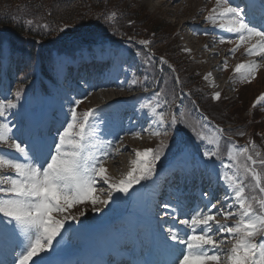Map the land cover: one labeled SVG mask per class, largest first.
<instances>
[{
    "label": "snow or ice",
    "instance_id": "1",
    "mask_svg": "<svg viewBox=\"0 0 264 264\" xmlns=\"http://www.w3.org/2000/svg\"><path fill=\"white\" fill-rule=\"evenodd\" d=\"M253 10V5H249L245 11L239 6H233L230 0H216L215 6L205 17L214 26L236 34L235 41H225L223 36L219 40L221 44H235L229 50L231 56L234 57L237 50L247 45L244 47V54L259 58L237 63L233 69V82L238 78L241 83H251L256 79L258 71L264 68V30L252 25ZM101 15L106 21H110L117 13L112 11ZM26 22L31 25L33 20ZM131 23L133 22L129 21ZM42 27L47 29L48 25L44 24ZM66 28L67 25L57 31L63 33ZM73 43L75 51L81 56L85 52L94 59L97 56L103 58L106 55H123L122 52H114L109 48L103 37L95 35L82 34L74 38ZM138 43L148 48L152 41L144 39ZM3 51L4 42L0 40V55ZM185 51L190 52V49ZM135 55L141 57L146 65L153 64V54L150 52L137 51ZM64 62L65 59L59 56L50 61L49 71L54 77L63 71ZM159 63L168 65L175 71L163 56L159 58ZM227 69L226 58L221 70ZM210 77L211 73H208L204 79L209 80ZM175 82L180 83L179 77L175 78ZM138 83L133 78L129 87ZM142 90L149 91L147 87ZM163 92V88L155 91L151 99L139 105L141 110H147L152 117L150 127L143 131L161 138L160 142L156 148L135 150V159L131 161L134 166L119 180L108 175L105 163L121 149L111 140L104 141L100 138L99 126L94 123L97 119L95 108L78 112L77 108L83 101H74L65 126L58 132L54 143L49 144L46 131L39 123L26 130L17 129L26 139L14 134L17 126L11 124L8 117L18 107L22 87L17 88L15 100L0 99V145L14 153H5L0 149V238H23L15 264H47L42 254L53 248V242L61 235L66 222L77 220L85 214L83 211L72 214L73 208L90 203L93 211L99 212L96 205L107 206L113 193L127 194L134 184L149 180L156 174L157 164L170 148L167 142L169 137L173 133L178 135V126L185 124V113L179 109L177 112L158 111L162 104L169 103L161 100ZM220 98V92L212 94V99L219 101ZM257 106L264 110V92L253 102L252 107ZM202 119L207 121L208 117ZM198 127L207 125L197 122L191 126V131L199 141L212 146L205 149L202 156L207 160L219 157L220 140L225 136V130L217 125L211 133L206 134L198 131ZM239 135L243 136L244 133L240 132ZM135 136L142 138V133H135ZM188 147L187 144L184 147L178 146L175 157L185 156ZM227 159L230 163H222L225 171L222 172L221 179L231 196L226 195L215 203L206 205L207 210L193 209L190 214H186V218L179 219L178 223L189 230L186 236L182 237L177 228H167L166 239L184 245V249L171 264H224L222 257L227 258V264H264V156L256 151L255 142L250 139L245 146L229 149ZM9 170L10 174H5ZM100 182L107 185V189H98L97 184ZM104 192L107 193V198H101L98 194ZM202 195L207 198L209 194ZM229 199L232 202L225 204ZM161 207L164 209V216H168L170 211L179 212L177 207L167 202ZM218 216L221 219H217ZM172 218L176 220L177 215ZM229 220L234 222L229 224ZM223 234L227 235L217 238ZM225 243H231L227 251L222 247Z\"/></svg>",
    "mask_w": 264,
    "mask_h": 264
},
{
    "label": "rangeland",
    "instance_id": "2",
    "mask_svg": "<svg viewBox=\"0 0 264 264\" xmlns=\"http://www.w3.org/2000/svg\"><path fill=\"white\" fill-rule=\"evenodd\" d=\"M136 1H137V4L143 9V11H145V13H147L149 15L148 19H150V20L154 19L156 23H158L160 21L163 22L164 21L163 19H165L166 24H164L163 26L169 33L174 29L176 31L180 29V33H182L181 25L184 24L185 21H187L190 17L196 18V20L201 21L202 24L204 25V21L201 19L203 17H206L208 15L209 11L215 6V4H213V0H136ZM214 27L215 26H213V28ZM213 28H211L210 31H212ZM185 30H187V29H185ZM56 38H63V37H56ZM52 39H55V38H51V40ZM4 40L5 39L2 38V41H4ZM51 40H49L48 43H50ZM169 40H170L169 42L167 41L169 44L174 45V47L176 49H179V53L177 55L178 60L176 61V63L177 64L180 63L179 68L181 70V73L185 70L184 72H187V75L188 74L197 75V72H199L200 66H206L207 72H211V70L213 68L212 67L210 68V64H212L213 61H216L215 54H213V55L212 54L209 55V53L205 54L204 51L197 52L198 56H196V57H198L199 59L196 60L195 62H191L189 60L187 52L181 51L182 45H180V42H178V40L175 38L169 39ZM227 40L235 41L236 39L232 35L229 34L228 37H225V41H227ZM69 45L74 47V44H69ZM222 45H224L225 47L223 48L224 51L222 50L223 53H221L220 55H223L224 52L229 53V50L235 47L234 43L230 44V43L226 42ZM196 46L199 47V44H196ZM244 47H246V46H244ZM244 47H241L239 50H242L244 52ZM118 49L123 53V55L121 57L120 56L113 57L112 66L114 67L115 72H116V75H115L116 81L114 83L117 85V87L118 86L119 87L117 89H114V91H112V92L108 86H104V88L102 87L100 90H99V88H97V90L91 89L92 92L90 94L84 93V92L82 93V91L79 92L77 89L78 87L76 85H74V80H76L75 78H78L79 87L84 88L86 86L87 81H80V80H82V78L84 80L87 79L88 75H87L86 71L80 72V75H76V73L73 71L72 76L69 79V82L64 83L63 81L66 78V72L64 70V65H66V63L68 61H70L69 59L71 57H65L64 55H62V56L53 55L49 59H47V58L43 57V56H49L46 49L40 50V51L38 50V53H40V54L37 57L33 58L31 60V62L26 63V59L24 61H22L21 57L18 58L20 60L17 62V68H19L20 71H22V72L20 73V75L18 77L19 79H16V80L14 79V77L12 75V71H11L10 67H9V71H6L5 69H3L4 64L1 63L0 64V99H13V100H15V93L17 91V88L22 87V93H21V98L19 100L18 107H17V109L12 110L13 114L8 117V121L11 124L16 125L17 126L16 129L20 128L21 130H26L29 126H31L33 124H37V123L40 124L39 121L35 122L33 118H30L27 115H29V110H33V112H35V115H42L41 113H38L39 111H42V110H43V112H44V110L52 111V109L54 108L55 102L51 103L49 101L48 96H46V92L53 90V89H56V90L63 92V87H66V88L71 87L74 91L73 92L74 98H73V100L70 99V102L73 103L70 105V107H72L74 105V101H76V100L83 101V103H81L77 108L78 112H83V111H85V108L89 109V108H93L95 105H97L98 101L96 100V98H98V100H99L100 95H101V94L96 95L97 92L101 91V93L103 94L101 99L103 97L106 98V96H108L109 94H110V96H113V94H114V96H117L119 94H121L122 96H126L127 94L125 93V91L129 87V82L133 78H135L134 76L137 74L136 68H135L137 63H139V67H140V72H139L140 75H138V77L140 76V78L138 79L139 85L147 86V87L148 86H155L156 81L160 80L161 86H159V89H161V88L164 89V92L162 95L163 98L165 97L164 95L169 94V90L172 88L181 90V87H180L181 77H179V75L181 73L177 74V72H174L173 74H170L167 70L170 68L168 67V65H166L167 69H165L164 72L161 74L158 71V68L155 69V60H153V64L151 66H149L143 62L141 57H138L137 62H136V60L134 59L135 57L129 56V54H128L129 51L126 50L125 47L118 48ZM214 49L219 50L217 47H214ZM168 50H169V48H168ZM115 51H117V50H115ZM138 51H140V50H138ZM166 53H168L169 57L171 56L173 59H174V57H176V56H174L176 54V52L174 54V53H171V51H166ZM57 56L64 58L65 62L63 65V71L58 76L54 77L52 75V73L49 71V67H50V61L53 58H56ZM239 56H241V53L236 52L234 58H237ZM77 57L78 58L81 57V54L78 52L74 56H72V58H74V59ZM173 59H171V60L174 61ZM37 62H38V66L36 65ZM218 66H221L220 62L218 63ZM24 67H25V70H24ZM229 69H230V67L228 66V69L226 71L230 72ZM118 72L121 74L120 77H118V75H117ZM260 74L263 76V80H264V70L263 71L259 70L257 75H260ZM45 75H48V76H45ZM34 76H37V79L35 77V80H34L33 79ZM43 76H45V78H43ZM145 77H147V79H145ZM176 77H179V80H180L179 84H177L175 82ZM263 80H258L254 84H250L248 87L243 88L240 92L239 98L237 97V99H235L236 88H234V89L228 88V92L232 96H234L233 97L234 99L232 102V103H234L233 106L231 107V105L226 104L224 102L220 105H217V107L213 106V109H214L213 111L218 115H223V116H227V117H229L230 114H234L235 118L237 120H240L242 117H244L243 115L247 114L245 109L248 108L246 106L248 105L252 96L254 94H256L258 92V90L263 87ZM239 82L240 81L237 78L235 80V86L238 85ZM239 84H241V82ZM192 86L195 87L196 85L194 86L192 84ZM94 88H95V86H94ZM123 90H124V92H122ZM154 92L155 91L150 92V93L143 92L145 94L138 95L137 97H135V100L132 101V106L139 108V105L141 103L147 102L149 99L152 98V95ZM64 95H67V94L64 92ZM181 96H183V94H181ZM162 97H161V100H162ZM110 98H113V97H110ZM240 98L242 100H240ZM52 99H53V97H52ZM114 106H116V105L115 104L111 105V107H114ZM66 107H67V104H65V106L63 108H66ZM198 107L202 108V105L197 104L196 100H195L194 104L191 103V108L193 109V111L196 110ZM168 108H169L168 104H162V111L168 112ZM258 109L261 110L260 107H258ZM179 111H183L185 113V115L190 113V111L187 110V108H185V106H184V108L181 106ZM113 112H114V114H112V115H133L132 111L130 109H126V108L123 109V112H119L118 110H113ZM261 112L264 113V110H261ZM106 114H107V111L105 109L96 110V115H98V116L106 115ZM257 115H259V114H257ZM230 120H234V119L231 118ZM94 123H95V121H94ZM110 125H111V123H110ZM45 131H46V134H47V132L51 133V130L48 128L45 129ZM16 133L17 134L19 133L20 135L18 137H20L22 139L23 135H21V132L20 131H14L15 135H16ZM237 136L239 138L244 139L243 137H241L238 134H237ZM56 139H57V137L53 140H50V138L47 137V141L49 144L54 143V141ZM130 145L131 146L133 145V146H132L131 150L127 151V152H130L131 154H133V148L135 147V145L134 144H130ZM0 149H2L3 152H5V153L12 154V152L9 151L10 149H7L6 146L0 145ZM136 149L137 148L135 147V150ZM205 149H209V147L205 146L204 143H201V148H199V151H201L200 153L202 154ZM126 153H124V155ZM133 158L135 159L134 154H133ZM117 159H118V162L115 164L114 163L111 164V162H107V164L105 163V167L108 171V175L113 168H114V170H116L117 174H118L117 171L124 172L125 167L128 164L127 159L123 158V159L119 160L120 157ZM124 176L125 175L123 174L121 177H124ZM96 207L100 209L99 212L93 211L92 207H90V209L83 207V208H81V211H83L85 213L84 215L89 214L95 218H99V216L101 215L100 213L103 212L102 211L103 205L97 204ZM101 217H102V215L100 216V218ZM3 240H5L6 243H8V241H9V239L7 237L0 238V244L3 242ZM12 240H17V238L12 239ZM56 240L60 241L61 238H56ZM227 245H229V244L227 243Z\"/></svg>",
    "mask_w": 264,
    "mask_h": 264
},
{
    "label": "trees",
    "instance_id": "3",
    "mask_svg": "<svg viewBox=\"0 0 264 264\" xmlns=\"http://www.w3.org/2000/svg\"><path fill=\"white\" fill-rule=\"evenodd\" d=\"M112 11L117 15L110 21H106L101 15ZM148 18L149 15L140 6L126 3V0H0V27L10 29L4 32L6 37H12L14 42L18 37L27 36L43 43L56 37H64L66 40L72 38L74 41V38L82 34H90L121 41L132 48L140 45L138 41L147 39L152 41L149 47L165 54L169 60L173 59L164 52L171 51L175 54L176 49L172 45L162 46L167 39L164 22L156 23L154 19ZM29 19L33 20L31 25L26 22ZM129 21L133 23L129 24ZM44 24L48 25L47 29L42 27ZM65 25V32L57 31ZM4 32L0 30V37H4ZM129 37L132 39L129 40ZM66 40L53 43L62 47L65 46ZM50 44L52 43H48ZM174 56V61L171 60L173 66L181 73L180 63H176L177 52ZM182 73L180 77L183 86L190 88L193 78L184 71Z\"/></svg>",
    "mask_w": 264,
    "mask_h": 264
},
{
    "label": "bare ground",
    "instance_id": "4",
    "mask_svg": "<svg viewBox=\"0 0 264 264\" xmlns=\"http://www.w3.org/2000/svg\"><path fill=\"white\" fill-rule=\"evenodd\" d=\"M252 5L254 6V10H253L254 12H260L261 9H259V7H258V5H257L256 2H253ZM254 25H256V24H254ZM214 77L217 79V76H214ZM110 81H111V79L105 80L104 83H102V82L96 80V84H98L101 88L102 87L104 88V86L112 85V84H110ZM102 99L105 100L107 98L103 97ZM119 103H122L121 100H119ZM114 104L117 105V103L115 101H113V100L108 103L109 106L114 105ZM112 114H114L113 111H111L110 115H112ZM111 117H113L112 120L110 121L111 125L110 124L108 125L110 128L108 126L105 128L104 133L101 136V139L104 140V141L111 140L114 145H117V146L120 147L121 151L118 154H116L113 158L108 159L106 161V164H107V162H111V164L117 163L118 162V159L117 158H119V157H120L119 160L125 158L124 153H126L127 151H130L133 145L131 146L128 143L127 144H124V145H121V142L124 140L125 137H128V136L132 135L133 132H135L137 126H139V129L137 130V132H139V133H143L144 132L143 131V129H144V122H141L138 125H134L132 129L126 130L125 133L127 134V136L121 137L120 133H123L125 131V129L123 128V130H121L122 129V126H120L121 125V122L117 119L118 115H114V116L112 115ZM113 127H118V130L113 131L112 130ZM147 136L148 135H146L145 138ZM135 144H136V142L134 143V145ZM173 170H175V169H173ZM184 176L187 179L195 178L197 176L199 178V180L200 179L202 181L207 180V178H206V172L202 171V169L198 170L197 173H192V171L190 170V171L187 172V174H184ZM218 183L213 188L214 189L213 191L210 190L208 192L209 199H205L204 202H201L200 201V198H201L200 196L203 193V191H206L207 192L208 190H205V189L202 188L200 192L196 193L197 195L195 194L193 196V198L191 199V204L188 205L189 208H190L189 211L191 212V210L197 209V208L207 210L205 208L206 205H210V203H214V201L216 202V200H218V199H216L217 196L214 197V193L215 192H218L220 190V189H218V186L221 187ZM100 184H101V182L98 183L97 186H101ZM203 184L204 185H208V183H205V182ZM164 187L165 186L162 185V188H164ZM182 189H184V188H182ZM221 192H222L223 197H225L224 191L222 190ZM153 194H155V193H153V189H151V191L150 192H147L145 194V197H143L144 198V207H146V210H147V207L148 208H153V209L154 208H157V206L159 204V203H157L158 202V199ZM158 195H162V194L159 193ZM157 197H161V196H157ZM162 197H164V195ZM182 198H184V195H182ZM229 201H230V199L227 200V201H225L224 203H227ZM192 207H195V208L191 209ZM218 207H219V205H218ZM182 208L183 207L178 208L179 209V212L178 213H173V214H179L181 212V209ZM155 211L156 210L154 209L151 213H149L150 216H146V219H141L140 217H138L140 219L138 229L139 230L140 229H145V226H146L149 230H146L141 235H139L138 233L137 234H138V236L140 238L148 237V239L146 241L147 244L145 245V247H146L145 250H147L150 253V256H152V259L153 260L150 261L151 264L154 263V260L159 259V255H161V254H162V256H164V257L161 258L162 263H164V264H171V262L177 256L176 255L177 254L176 250L178 249V251H182L184 249V245H181V248L182 249L181 248H178L179 246L174 245L175 248H173V250H171L169 252L164 253V255H163V253H161V250L163 248L162 247L163 245H160V249H158V250H152L153 245H155L157 243L156 242H154V243L150 242V237L152 235H155L157 233V231L159 233H161V234H165V236H166L167 235V231H166L167 229L165 227L168 226V225H170V222L171 221H170L169 218L173 219L172 216H169V215L168 216H164L163 215V211L164 210L163 211H160L158 209L157 210L158 212L157 211L155 212ZM213 211H216V210H213ZM217 219H220V217H217ZM116 228H117L118 232H117V238L115 240H112L113 241L112 252L114 254H116L117 256H120L119 253H121V252L118 250L116 240L117 241L119 240V242H123L124 240L127 241V239H124V237L129 232V227L127 225H125L124 222H120L118 225H114V229H116ZM176 228L180 230V235L182 237L186 236L187 232L189 231L185 227H176ZM156 229H157V231H156ZM137 238L138 237H136V239ZM217 238L218 239H221V235L217 236ZM105 243H106V241L103 240V244H105ZM174 249H176V250H174ZM140 250L142 252V249H140ZM143 261H146V260L141 258L140 259L141 264L143 263Z\"/></svg>",
    "mask_w": 264,
    "mask_h": 264
}]
</instances>
